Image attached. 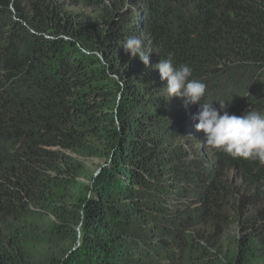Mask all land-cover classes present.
<instances>
[{
	"label": "trees",
	"instance_id": "obj_1",
	"mask_svg": "<svg viewBox=\"0 0 264 264\" xmlns=\"http://www.w3.org/2000/svg\"><path fill=\"white\" fill-rule=\"evenodd\" d=\"M169 55L264 113V0H0V264H264V164L205 147Z\"/></svg>",
	"mask_w": 264,
	"mask_h": 264
},
{
	"label": "clouds",
	"instance_id": "obj_2",
	"mask_svg": "<svg viewBox=\"0 0 264 264\" xmlns=\"http://www.w3.org/2000/svg\"><path fill=\"white\" fill-rule=\"evenodd\" d=\"M122 48L126 54L137 55L147 66L150 53L138 35L125 37ZM160 78L166 81V96L183 98L184 106L199 104L194 119L197 131L205 134V147L222 151L233 158L258 160L264 164V113L250 110L243 115L230 114L226 101H219V108L213 102H202L206 84L192 78V68L186 63L177 64L171 55L160 58L154 65ZM223 113V114H221Z\"/></svg>",
	"mask_w": 264,
	"mask_h": 264
},
{
	"label": "rangeland",
	"instance_id": "obj_3",
	"mask_svg": "<svg viewBox=\"0 0 264 264\" xmlns=\"http://www.w3.org/2000/svg\"><path fill=\"white\" fill-rule=\"evenodd\" d=\"M74 10L80 11V9ZM101 164V161L98 159H86V165L92 172H96Z\"/></svg>",
	"mask_w": 264,
	"mask_h": 264
}]
</instances>
